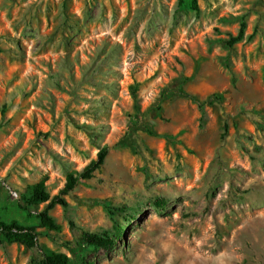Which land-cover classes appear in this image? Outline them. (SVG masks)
I'll list each match as a JSON object with an SVG mask.
<instances>
[{
  "label": "rangeland",
  "instance_id": "1",
  "mask_svg": "<svg viewBox=\"0 0 264 264\" xmlns=\"http://www.w3.org/2000/svg\"><path fill=\"white\" fill-rule=\"evenodd\" d=\"M195 2L0 0V222L37 234L0 264H264V0Z\"/></svg>",
  "mask_w": 264,
  "mask_h": 264
},
{
  "label": "trees",
  "instance_id": "2",
  "mask_svg": "<svg viewBox=\"0 0 264 264\" xmlns=\"http://www.w3.org/2000/svg\"><path fill=\"white\" fill-rule=\"evenodd\" d=\"M181 4L182 0H177ZM190 8L194 11L197 10L195 0H189ZM242 28L240 27L238 33L234 37H229L224 44L227 47L232 46L235 42L242 38ZM133 98V96H132ZM213 98L217 99L216 95ZM194 102L195 100L192 99ZM106 156V148H101L95 155V159L88 162V164L76 174H67L62 188L56 195L51 198L44 191L43 181L37 182L31 190V193L26 200L27 206L35 205L37 203H46L44 209L37 214L39 225L47 230H57V226L53 223L52 219L48 216L47 212L55 205L63 209L67 208V203L64 198L77 186L92 177L95 171H98L103 164ZM0 235L4 240L10 243H15L24 246L25 248L37 247L35 228L32 226H22L15 221L8 223L0 222ZM119 238V231L113 237L99 236L88 232H80L78 239L86 245L102 250H107L113 246L114 241ZM38 264H68V258L65 254L59 252L42 253ZM90 264V263H83Z\"/></svg>",
  "mask_w": 264,
  "mask_h": 264
}]
</instances>
